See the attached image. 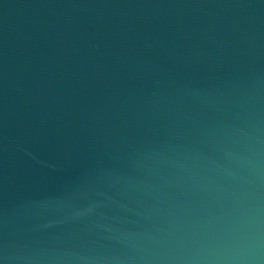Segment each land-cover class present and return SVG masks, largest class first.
I'll list each match as a JSON object with an SVG mask.
<instances>
[{
	"label": "water",
	"instance_id": "95a60500",
	"mask_svg": "<svg viewBox=\"0 0 264 264\" xmlns=\"http://www.w3.org/2000/svg\"><path fill=\"white\" fill-rule=\"evenodd\" d=\"M0 264H264V0H0Z\"/></svg>",
	"mask_w": 264,
	"mask_h": 264
}]
</instances>
